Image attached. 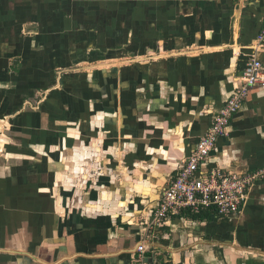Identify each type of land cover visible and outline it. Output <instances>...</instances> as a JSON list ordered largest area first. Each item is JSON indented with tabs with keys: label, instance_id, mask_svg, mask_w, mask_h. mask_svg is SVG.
Wrapping results in <instances>:
<instances>
[{
	"label": "crops",
	"instance_id": "1",
	"mask_svg": "<svg viewBox=\"0 0 264 264\" xmlns=\"http://www.w3.org/2000/svg\"><path fill=\"white\" fill-rule=\"evenodd\" d=\"M264 0H0V264H264L243 214L147 223L234 93ZM5 123V124H4ZM209 163L264 167V85Z\"/></svg>",
	"mask_w": 264,
	"mask_h": 264
},
{
	"label": "built area",
	"instance_id": "2",
	"mask_svg": "<svg viewBox=\"0 0 264 264\" xmlns=\"http://www.w3.org/2000/svg\"><path fill=\"white\" fill-rule=\"evenodd\" d=\"M250 0H239L248 2ZM256 51L264 49V23L256 38ZM234 93L216 111L205 134L187 157L173 180L163 190L160 201L147 223V237L172 217L184 211L199 213L215 211L221 217H238L246 209L255 186L264 182V167L237 171L211 165L210 156L218 140L228 133L233 116L240 110L252 88L264 85V62L255 54L247 60ZM145 240L136 248L134 264H152L146 258Z\"/></svg>",
	"mask_w": 264,
	"mask_h": 264
},
{
	"label": "trees",
	"instance_id": "3",
	"mask_svg": "<svg viewBox=\"0 0 264 264\" xmlns=\"http://www.w3.org/2000/svg\"><path fill=\"white\" fill-rule=\"evenodd\" d=\"M194 218L199 220H213L219 215L215 211H205V212H199V213H192Z\"/></svg>",
	"mask_w": 264,
	"mask_h": 264
},
{
	"label": "bare ground",
	"instance_id": "4",
	"mask_svg": "<svg viewBox=\"0 0 264 264\" xmlns=\"http://www.w3.org/2000/svg\"><path fill=\"white\" fill-rule=\"evenodd\" d=\"M5 124V123H4Z\"/></svg>",
	"mask_w": 264,
	"mask_h": 264
}]
</instances>
